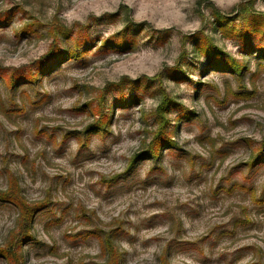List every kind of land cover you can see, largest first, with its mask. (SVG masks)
<instances>
[{
	"label": "clouds",
	"instance_id": "9594fccd",
	"mask_svg": "<svg viewBox=\"0 0 264 264\" xmlns=\"http://www.w3.org/2000/svg\"><path fill=\"white\" fill-rule=\"evenodd\" d=\"M262 153L264 0H0V264H264Z\"/></svg>",
	"mask_w": 264,
	"mask_h": 264
},
{
	"label": "trees",
	"instance_id": "16d2710c",
	"mask_svg": "<svg viewBox=\"0 0 264 264\" xmlns=\"http://www.w3.org/2000/svg\"><path fill=\"white\" fill-rule=\"evenodd\" d=\"M214 53V52H212ZM67 58V55L66 53L64 52H58V53H53V54H50L42 63H41V72L44 73L46 71H49L53 68H55L59 63H61L63 60H65ZM211 67L213 68H218V69H225L226 66L223 64L222 61H216L213 65H210ZM94 128V126H93ZM92 130V129H90ZM164 143V142H162ZM165 146L166 143H165ZM142 156H147V153H143L141 154V157ZM140 157H138L139 159ZM264 159V154L260 155V157L257 158V161L256 162H260Z\"/></svg>",
	"mask_w": 264,
	"mask_h": 264
},
{
	"label": "rangeland",
	"instance_id": "374dc122",
	"mask_svg": "<svg viewBox=\"0 0 264 264\" xmlns=\"http://www.w3.org/2000/svg\"><path fill=\"white\" fill-rule=\"evenodd\" d=\"M92 45H86V47H88V48H90ZM112 47H114V45L111 43V42H108V43H106V45H105V48H112ZM126 48H127V46L125 45V47L124 48H122V49H120L121 51H123V50H126ZM217 55V53H212V52H209V54H208V64L207 65H205V70H207V69H209V68H213V67H211L210 65H213L217 60L215 59V56ZM64 61V60H63ZM62 61V62H63ZM61 62V63H62ZM61 63H59L55 68H53V69H51V70H49V71H46V72H44V73H42V74H45V75H47V74H49V73H51L52 71H54L55 69H57L59 66H60V64ZM218 69V68H217ZM173 79H175V80H177V81H179V80H183V79H186V77H184V75L182 74V73H179V72H177V73H174L173 74V77H172ZM83 107H86V106H83ZM264 153H262V155H263ZM142 157H144V156H142ZM262 161H264V159L262 160Z\"/></svg>",
	"mask_w": 264,
	"mask_h": 264
}]
</instances>
